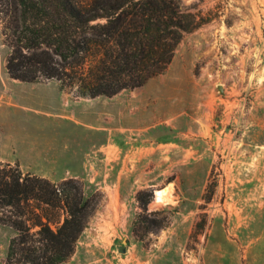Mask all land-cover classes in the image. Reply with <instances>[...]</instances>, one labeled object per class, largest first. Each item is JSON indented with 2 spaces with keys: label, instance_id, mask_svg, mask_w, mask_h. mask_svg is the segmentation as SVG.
Returning a JSON list of instances; mask_svg holds the SVG:
<instances>
[{
  "label": "rangeland",
  "instance_id": "374dc122",
  "mask_svg": "<svg viewBox=\"0 0 264 264\" xmlns=\"http://www.w3.org/2000/svg\"><path fill=\"white\" fill-rule=\"evenodd\" d=\"M181 1L203 24L110 98L10 79L0 35L1 166L74 180L89 202L63 264H264V0ZM12 237L0 227V264Z\"/></svg>",
  "mask_w": 264,
  "mask_h": 264
},
{
  "label": "trees",
  "instance_id": "16d2710c",
  "mask_svg": "<svg viewBox=\"0 0 264 264\" xmlns=\"http://www.w3.org/2000/svg\"><path fill=\"white\" fill-rule=\"evenodd\" d=\"M202 24L181 0H0L8 77L56 81L84 99L142 87ZM57 210L65 217L52 229L49 212ZM89 214L74 180L55 185L0 163V227L14 232L6 264L65 263Z\"/></svg>",
  "mask_w": 264,
  "mask_h": 264
},
{
  "label": "crops",
  "instance_id": "0c3cea01",
  "mask_svg": "<svg viewBox=\"0 0 264 264\" xmlns=\"http://www.w3.org/2000/svg\"><path fill=\"white\" fill-rule=\"evenodd\" d=\"M63 93H64L65 96H68V94H66L64 91H63ZM68 97H69V96H68ZM100 147H102V145H101ZM87 156H88V154H87ZM0 161L8 162V163H15V162L8 161V160H5V159H0ZM19 166H20V165H19ZM83 168H85V166H83V167L81 168V170H82ZM22 169H23V168H22ZM24 170H25V169H24ZM30 175H32V176H38V175H36V174H30ZM79 176H80L79 174H77L76 172H74V173L72 174V176H68V177L73 178V177H79ZM39 177H42V176H39Z\"/></svg>",
  "mask_w": 264,
  "mask_h": 264
},
{
  "label": "bare ground",
  "instance_id": "6f19581e",
  "mask_svg": "<svg viewBox=\"0 0 264 264\" xmlns=\"http://www.w3.org/2000/svg\"><path fill=\"white\" fill-rule=\"evenodd\" d=\"M164 194H165V190L156 191L155 192V201L156 202H162L164 200Z\"/></svg>",
  "mask_w": 264,
  "mask_h": 264
},
{
  "label": "water",
  "instance_id": "95a60500",
  "mask_svg": "<svg viewBox=\"0 0 264 264\" xmlns=\"http://www.w3.org/2000/svg\"><path fill=\"white\" fill-rule=\"evenodd\" d=\"M118 251L120 253H125V247H124V245H122L121 247H119Z\"/></svg>",
  "mask_w": 264,
  "mask_h": 264
}]
</instances>
